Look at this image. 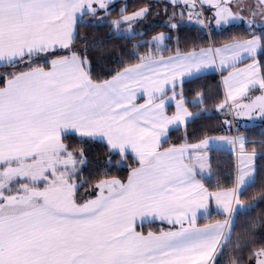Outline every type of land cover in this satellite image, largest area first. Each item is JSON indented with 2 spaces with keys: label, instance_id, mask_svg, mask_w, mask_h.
<instances>
[{
  "label": "snow or ice",
  "instance_id": "snow-or-ice-1",
  "mask_svg": "<svg viewBox=\"0 0 264 264\" xmlns=\"http://www.w3.org/2000/svg\"><path fill=\"white\" fill-rule=\"evenodd\" d=\"M257 121L264 0H0V264H264Z\"/></svg>",
  "mask_w": 264,
  "mask_h": 264
},
{
  "label": "trees",
  "instance_id": "trees-1",
  "mask_svg": "<svg viewBox=\"0 0 264 264\" xmlns=\"http://www.w3.org/2000/svg\"><path fill=\"white\" fill-rule=\"evenodd\" d=\"M136 2H137V0H128L130 7L132 5H134ZM192 29H193V26H188L181 31L180 36H181L182 41H183L184 36L187 34L195 35V32ZM160 30H162V29H159V28L155 29V31H160ZM219 79H220V77L218 75H216L214 73H210L208 75L207 80H201L199 83L200 84H209V85L214 86ZM195 86L196 85H190L189 87H195ZM206 123H207V121H206ZM211 123L214 127H219L218 121L213 120V121H211ZM262 128H264V125H261V124H255V126L250 127L247 131L249 140H252V139L259 140ZM190 131H191V129H190ZM241 131L243 132L245 130L242 128ZM219 134H221V133H219ZM249 150H251V146H249ZM232 160H233V157L230 155V153L227 150L214 151L212 153V164H213L214 171L219 173L220 183L224 184L225 186H229V187L232 184L231 180L229 179V177L231 175V171H232V169L229 167V165H230V162ZM257 163L258 164H264V161H261L258 159ZM262 176H264V174H258L256 185L253 187H250L245 192V195L242 197V199L247 200L252 195L259 192ZM216 182H217L216 180H213L212 184L215 185ZM262 214H264V202L257 204L255 209L250 213L251 216H260ZM213 216L215 217V213H213ZM216 218H219V217H216ZM246 219H248V215L242 216L240 218L241 221H244ZM204 222H206V221H204V220L201 221V223H204ZM237 231H239V225H238ZM234 237H235V233H234Z\"/></svg>",
  "mask_w": 264,
  "mask_h": 264
},
{
  "label": "crops",
  "instance_id": "crops-1",
  "mask_svg": "<svg viewBox=\"0 0 264 264\" xmlns=\"http://www.w3.org/2000/svg\"><path fill=\"white\" fill-rule=\"evenodd\" d=\"M171 110H174V106H173V108L171 109ZM245 121H241V123H244ZM256 124H260V122H256ZM221 134H227V133H221ZM215 206L213 205V208H214ZM213 213H215V212H213Z\"/></svg>",
  "mask_w": 264,
  "mask_h": 264
}]
</instances>
